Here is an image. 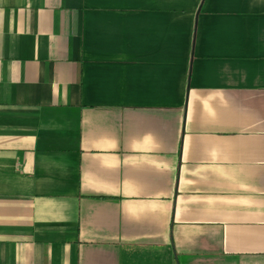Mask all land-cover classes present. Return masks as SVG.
I'll return each mask as SVG.
<instances>
[{"label":"crops","instance_id":"0c3cea01","mask_svg":"<svg viewBox=\"0 0 264 264\" xmlns=\"http://www.w3.org/2000/svg\"><path fill=\"white\" fill-rule=\"evenodd\" d=\"M0 264H264V0H0Z\"/></svg>","mask_w":264,"mask_h":264}]
</instances>
